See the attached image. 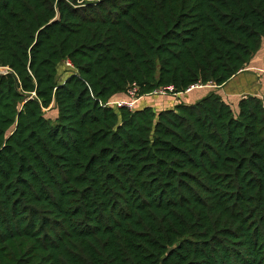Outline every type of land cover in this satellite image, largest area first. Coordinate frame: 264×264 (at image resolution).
Listing matches in <instances>:
<instances>
[{"label": "trees", "instance_id": "16d2710c", "mask_svg": "<svg viewBox=\"0 0 264 264\" xmlns=\"http://www.w3.org/2000/svg\"><path fill=\"white\" fill-rule=\"evenodd\" d=\"M263 47L264 0H0V264H264V94L214 88Z\"/></svg>", "mask_w": 264, "mask_h": 264}, {"label": "crops", "instance_id": "0c3cea01", "mask_svg": "<svg viewBox=\"0 0 264 264\" xmlns=\"http://www.w3.org/2000/svg\"><path fill=\"white\" fill-rule=\"evenodd\" d=\"M264 49V47H263ZM260 50L253 58L251 64L240 71L228 83L214 87L229 102H237L241 97L248 94H264V51ZM204 91H193L189 98L195 100L204 95Z\"/></svg>", "mask_w": 264, "mask_h": 264}, {"label": "built area", "instance_id": "2783aa9c", "mask_svg": "<svg viewBox=\"0 0 264 264\" xmlns=\"http://www.w3.org/2000/svg\"><path fill=\"white\" fill-rule=\"evenodd\" d=\"M68 64L71 65L70 62H68ZM0 72L7 73L8 68L0 66ZM202 86L203 85H201V84L192 85L186 90V92H189L196 87H202ZM138 90H139V88L136 85L131 86L127 91V97L126 98H121V99H117L114 101H110V102L105 103L104 105H116L118 107H127L129 109H134L137 102L141 98ZM173 90H174L173 86H164V87H160V88L154 90L151 94L165 96L169 92H173Z\"/></svg>", "mask_w": 264, "mask_h": 264}, {"label": "rangeland", "instance_id": "374dc122", "mask_svg": "<svg viewBox=\"0 0 264 264\" xmlns=\"http://www.w3.org/2000/svg\"><path fill=\"white\" fill-rule=\"evenodd\" d=\"M263 51H264V49H263ZM63 68H61V70H64L65 68H66V70H64L63 71V73H62V75H67V73L69 72L68 70H67V66H62ZM165 104V103H164Z\"/></svg>", "mask_w": 264, "mask_h": 264}, {"label": "water", "instance_id": "95a60500", "mask_svg": "<svg viewBox=\"0 0 264 264\" xmlns=\"http://www.w3.org/2000/svg\"><path fill=\"white\" fill-rule=\"evenodd\" d=\"M174 247H175V246H171V247H169V249H168V253H170V251H172V250L174 249Z\"/></svg>", "mask_w": 264, "mask_h": 264}]
</instances>
